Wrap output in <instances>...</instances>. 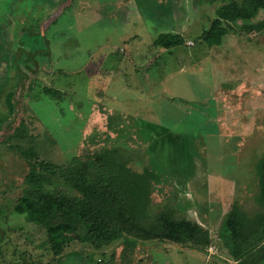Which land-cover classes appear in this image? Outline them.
<instances>
[{"label":"rangeland","instance_id":"rangeland-1","mask_svg":"<svg viewBox=\"0 0 264 264\" xmlns=\"http://www.w3.org/2000/svg\"><path fill=\"white\" fill-rule=\"evenodd\" d=\"M228 1L0 0V116L10 92L13 103L0 122V264L122 261L119 242L97 251L73 241L52 254L24 218L35 176L16 144L58 164L112 147L138 172L157 161L171 182L153 189L151 209L195 221L212 243L199 252L139 241L132 262L236 264L216 239L232 204L250 216L262 210L264 30L223 21L221 43L207 47L201 34ZM162 32L185 42L154 45ZM22 126L25 137H13Z\"/></svg>","mask_w":264,"mask_h":264},{"label":"trees","instance_id":"trees-1","mask_svg":"<svg viewBox=\"0 0 264 264\" xmlns=\"http://www.w3.org/2000/svg\"><path fill=\"white\" fill-rule=\"evenodd\" d=\"M223 21L245 32H261L264 0H229L220 5L211 26L200 37L207 47L221 43L222 31L218 28ZM184 42L183 36L171 32L159 33L153 40L154 45L165 49ZM45 91L58 98L57 92ZM11 97L10 92L9 114L13 110ZM9 114L0 116V122ZM12 136L23 139V126ZM12 148L27 161L35 176L24 218L45 232L47 247L55 256L73 241L97 251L119 242L121 264H134L132 255L139 241L166 240L199 252L212 243L210 231L195 221L175 218L168 207L151 209L153 189L171 182V176L157 161L147 163L138 172L118 147L77 154L64 164L39 159L31 146L16 144ZM256 169L257 200L262 210L250 216L237 203L232 204L216 239L236 264H264V155Z\"/></svg>","mask_w":264,"mask_h":264},{"label":"crops","instance_id":"crops-1","mask_svg":"<svg viewBox=\"0 0 264 264\" xmlns=\"http://www.w3.org/2000/svg\"><path fill=\"white\" fill-rule=\"evenodd\" d=\"M213 19H215V17ZM203 31H205V29Z\"/></svg>","mask_w":264,"mask_h":264}]
</instances>
